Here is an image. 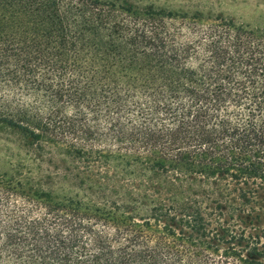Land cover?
<instances>
[{
    "label": "trees",
    "instance_id": "trees-1",
    "mask_svg": "<svg viewBox=\"0 0 264 264\" xmlns=\"http://www.w3.org/2000/svg\"><path fill=\"white\" fill-rule=\"evenodd\" d=\"M0 127L62 170L0 174V264H264V28L0 0Z\"/></svg>",
    "mask_w": 264,
    "mask_h": 264
},
{
    "label": "rangeland",
    "instance_id": "rangeland-1",
    "mask_svg": "<svg viewBox=\"0 0 264 264\" xmlns=\"http://www.w3.org/2000/svg\"><path fill=\"white\" fill-rule=\"evenodd\" d=\"M143 6H154L205 16L221 15L251 27L264 28V0H130ZM64 158V157H63ZM67 166L72 163L67 160ZM73 165L68 167L72 170ZM59 150L44 151L42 156L30 150L16 132L0 127V174L38 175L52 177L58 183L60 170ZM201 184L188 183L189 192L201 190ZM55 192L59 193V185ZM264 226V224H260Z\"/></svg>",
    "mask_w": 264,
    "mask_h": 264
}]
</instances>
